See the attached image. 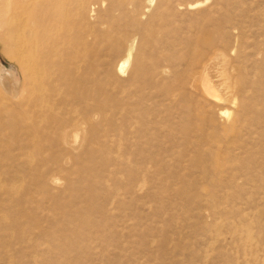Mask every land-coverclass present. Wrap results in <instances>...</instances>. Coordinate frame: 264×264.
<instances>
[{
	"label": "rangeland",
	"instance_id": "rangeland-1",
	"mask_svg": "<svg viewBox=\"0 0 264 264\" xmlns=\"http://www.w3.org/2000/svg\"><path fill=\"white\" fill-rule=\"evenodd\" d=\"M85 1L64 2L81 75L53 120H19L0 40V264H264V0ZM216 54L222 101L199 77ZM73 116L76 150L56 139Z\"/></svg>",
	"mask_w": 264,
	"mask_h": 264
},
{
	"label": "bare ground",
	"instance_id": "bare-ground-1",
	"mask_svg": "<svg viewBox=\"0 0 264 264\" xmlns=\"http://www.w3.org/2000/svg\"><path fill=\"white\" fill-rule=\"evenodd\" d=\"M65 1L68 0H0V40L11 45L12 55L24 73L22 84L11 100L19 109L16 112L21 114L19 120L29 126H39L45 118L53 120L51 115L58 109L56 106L65 109L64 102L70 99L68 94L73 93L79 83L77 77L81 75V65L78 56H81V51L67 23L69 7L65 8ZM147 3L152 5L154 0H147ZM198 4L196 1L189 8ZM87 5L85 0H76L74 11L77 14L79 10L88 9ZM203 40L207 43L208 38ZM120 55L122 58L115 65L116 72H125L130 63L128 80L140 78L144 57L134 52L130 42L125 44ZM223 63L224 59L216 54L201 65L199 73L203 91L216 99L221 98V92L223 97L229 96L225 86L226 75L221 69ZM1 107L4 112L3 104ZM76 112L75 108L73 113ZM4 116L11 118L15 114L7 109ZM62 123L64 125L56 136L57 141L66 149L76 150L84 142L90 122L73 116L72 120L68 117ZM50 181L54 184L56 180Z\"/></svg>",
	"mask_w": 264,
	"mask_h": 264
}]
</instances>
